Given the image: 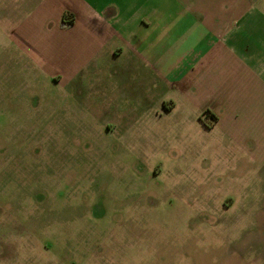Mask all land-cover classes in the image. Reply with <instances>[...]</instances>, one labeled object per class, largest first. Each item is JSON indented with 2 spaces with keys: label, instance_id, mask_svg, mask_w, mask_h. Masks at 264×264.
Returning a JSON list of instances; mask_svg holds the SVG:
<instances>
[{
  "label": "rangeland",
  "instance_id": "obj_1",
  "mask_svg": "<svg viewBox=\"0 0 264 264\" xmlns=\"http://www.w3.org/2000/svg\"><path fill=\"white\" fill-rule=\"evenodd\" d=\"M22 5L0 0V264H264V147L59 93L13 46Z\"/></svg>",
  "mask_w": 264,
  "mask_h": 264
},
{
  "label": "crops",
  "instance_id": "obj_2",
  "mask_svg": "<svg viewBox=\"0 0 264 264\" xmlns=\"http://www.w3.org/2000/svg\"><path fill=\"white\" fill-rule=\"evenodd\" d=\"M36 1L10 38L59 93L87 105L100 83V114L264 147V0Z\"/></svg>",
  "mask_w": 264,
  "mask_h": 264
},
{
  "label": "trees",
  "instance_id": "obj_3",
  "mask_svg": "<svg viewBox=\"0 0 264 264\" xmlns=\"http://www.w3.org/2000/svg\"><path fill=\"white\" fill-rule=\"evenodd\" d=\"M71 23H72V16L67 12H63L60 16V21H59L60 27H68Z\"/></svg>",
  "mask_w": 264,
  "mask_h": 264
}]
</instances>
